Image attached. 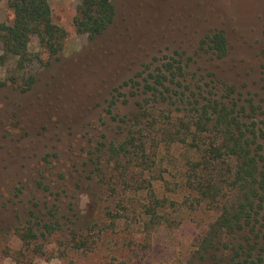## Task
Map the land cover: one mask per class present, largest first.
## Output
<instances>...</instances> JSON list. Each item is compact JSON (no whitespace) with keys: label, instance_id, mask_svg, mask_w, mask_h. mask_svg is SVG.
Returning a JSON list of instances; mask_svg holds the SVG:
<instances>
[{"label":"rangeland","instance_id":"374dc122","mask_svg":"<svg viewBox=\"0 0 264 264\" xmlns=\"http://www.w3.org/2000/svg\"><path fill=\"white\" fill-rule=\"evenodd\" d=\"M80 1L48 0L66 39L54 57L30 40L29 91L10 84L14 59L0 65V264H215L198 250L219 213L184 187L195 156L161 139L145 163L134 154L115 161L109 143L126 133L118 119L135 112L140 96L124 86L111 113L108 103L114 88L177 51L188 71L212 73L252 100L264 128V0H112L115 20L93 41L73 24ZM12 19L0 0V24ZM216 30L228 42L220 60L201 47ZM168 102L157 122L181 114V104ZM223 167L217 179L230 196ZM29 231L37 238H24Z\"/></svg>","mask_w":264,"mask_h":264},{"label":"trees","instance_id":"16d2710c","mask_svg":"<svg viewBox=\"0 0 264 264\" xmlns=\"http://www.w3.org/2000/svg\"><path fill=\"white\" fill-rule=\"evenodd\" d=\"M7 6L13 19L9 25L0 24V65L15 60L17 76L12 74L9 81L25 93L35 82L24 71L32 61L30 40L35 38L41 50L54 57L63 49L66 32L52 21L48 0H7ZM115 16L112 0H81L73 24L77 34L93 41L113 24ZM201 47L223 59L228 53L224 31L207 34ZM188 68L183 55L175 51L146 77L133 76L113 89L109 113L124 86L135 87L134 95L140 98L129 118L118 119L126 129L124 139L117 146L111 141L108 150L117 162L134 154L145 163L149 148L157 149L161 139L169 145L187 146L195 157L186 161L184 187L198 203L219 213L200 241V259L209 255L215 264H264V128L255 120L257 108L212 73L199 74ZM6 84L0 82V87ZM170 99L181 104L183 112L174 115L170 110L165 124L157 122V112L162 107L169 110ZM132 148L136 151L130 154ZM223 166L230 196L221 194L217 179L225 177ZM149 193L154 198V192ZM44 227L49 231L50 226ZM23 237L36 239L37 235L29 231Z\"/></svg>","mask_w":264,"mask_h":264}]
</instances>
